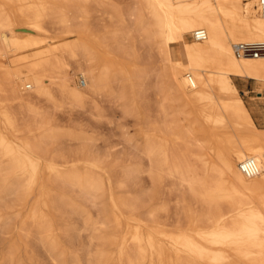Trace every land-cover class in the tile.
I'll return each instance as SVG.
<instances>
[{"label": "bare ground", "instance_id": "6f19581e", "mask_svg": "<svg viewBox=\"0 0 264 264\" xmlns=\"http://www.w3.org/2000/svg\"><path fill=\"white\" fill-rule=\"evenodd\" d=\"M15 1L16 10L0 8V199L14 196L12 205L0 209V223L7 224L17 204L36 195L18 228L20 238L35 235L53 264H67L69 256L70 264H83L64 246L55 213L70 205L85 215V224L97 227L103 215L94 219L79 197L99 195L106 197L117 221L116 209L126 210L134 224L129 242L122 238L118 250L113 235H97L93 228L91 240L100 239L103 247L95 259L87 257L89 264H264V129L256 126L233 78L264 81V54L238 57L233 50L237 41L264 42L258 0H135L127 7L111 0ZM200 27L207 37L190 39ZM15 29L26 36H17ZM74 34L76 39L65 38ZM137 34L156 50L155 70L142 64ZM10 55L15 68L5 61ZM71 62L84 75L82 87L71 77ZM152 72L158 80L160 121L145 119L137 109L146 125L126 138L149 165L125 167L122 176L146 171L154 185L162 176L172 177L181 188L177 204L188 226H151L145 235L143 227L150 225L141 224L139 211L145 208L153 219L165 204L155 202L154 194L145 204L129 190L113 196L114 188L127 186V180H113L97 162L100 153L89 142L92 134L60 126L41 103L80 106L99 96H128ZM19 118L29 138L23 144L11 139L20 138ZM61 137L78 139L75 153L95 158L88 165L60 169L51 154ZM247 157L256 159L257 174L240 169ZM194 159L203 163L209 183L199 179ZM19 249L16 238L8 247L11 264Z\"/></svg>", "mask_w": 264, "mask_h": 264}, {"label": "rangeland", "instance_id": "374dc122", "mask_svg": "<svg viewBox=\"0 0 264 264\" xmlns=\"http://www.w3.org/2000/svg\"><path fill=\"white\" fill-rule=\"evenodd\" d=\"M111 1L117 3L118 5H121L122 7H127L128 5H132L135 0ZM17 6L18 3L15 0H0V8H7L8 10L13 11L16 10ZM95 16L97 17V15ZM108 16L109 14L106 15L107 19L109 18ZM96 19L97 18H94L95 21ZM24 24L32 26L31 23L25 22ZM15 31L16 35L19 37L26 36V32L18 31V29H15ZM29 32L36 33L33 29H30ZM65 38H71L72 40L76 39L77 36H75L74 34L71 36H65ZM136 38L139 53L141 54L142 64L146 66L149 71H151L150 69L152 68L153 70H155L158 63L156 50L151 51L149 44L144 43V41L141 40V36H138V34ZM193 38V34L191 33L190 39ZM32 52V50H29L26 53L31 54ZM12 58L13 57L11 55L6 56L5 61L12 68H15L17 67V65L12 63ZM76 67L77 66L74 62H71L68 66L73 81L75 82V84L82 87L81 84H83L82 80H84V75L80 73ZM235 81L239 87V95L243 96L241 97L244 98L245 102L251 109L257 124L260 127H263L264 84L257 82L253 78H242L239 76L235 78ZM142 82H136V86L133 91L134 95L132 93H128V96L123 95L116 99L110 97L112 100L107 96H103L104 99L99 96L95 97L94 101L88 99V102L85 101L84 104H80V106L71 105L68 102H63L58 107H54L52 105L47 106L45 102H42L41 104L46 106V108L50 111V114L56 120V123H58L60 126L74 131H80L82 129L81 131H87V133H89L90 135L92 134L89 142H91L92 147L96 149V152L98 151L100 153L97 157V159L99 160L97 162H100L101 164L103 163L105 167H107L106 169L111 173V175H113V180H127V186L122 188H114L112 194L113 196L119 195L121 191L125 192L129 190L132 193L142 196L146 201L145 204L151 203L152 194L156 196L155 202L165 204L166 208L157 212L155 218L153 219L150 218L145 212V208H142L139 211L140 217L144 219L141 224L147 223L150 225L147 227H143L144 234L147 235L146 231L148 228L150 229L151 226H163L168 230H178L187 227L188 224L185 216L182 213H179L180 208L179 204H177V200L179 198L178 196L181 195V193H179L181 191V188H179L178 184H176L172 177L167 175L162 176L159 180V183L157 185H154L146 171L145 173L147 174L138 172L140 174L137 175L138 173L135 172L136 174H131L128 177H125L126 175L124 177L122 176V174H124V171L122 169L125 167H129L130 165L134 164H142L145 167L149 165V160L146 158V156H144L141 150L136 147L133 141L130 142V140H127L129 134H136L140 128H144L146 125V122L139 118L138 110L140 109V111L144 114L145 119H147L146 117H148V119L150 118L160 121V117L162 115L160 108H158L159 94L157 92L158 90L156 89L158 80L155 72H152L150 76H148L143 83ZM21 88H23V90H26L23 84L21 85ZM133 100L136 102L135 107L132 106ZM1 124L3 125L2 121ZM18 125L20 129V138L14 136V138L12 137L11 139L17 144H23L29 141V138H26L28 133L25 129L23 121L20 118L18 119ZM61 138L62 139H58L57 142L53 144V149H55V152L51 154V157L58 165V167H60V169L78 164L88 165V163L90 162L88 159L91 160L92 158H95V156L91 154L82 155L75 153L77 147L79 148L80 146L79 144H77L79 142L78 139L69 138L70 140H68L67 137H65L66 139H64L63 137ZM63 139L65 140V142ZM71 141L73 142L71 143ZM109 152L113 153V155H109ZM193 163L195 165L199 179L201 181H207L209 183L210 180L203 168V163L198 159H194ZM225 189H227L226 184ZM74 190L75 191L73 192L71 188L69 189L71 193L77 194L78 191L76 190V188H74ZM34 197H36V195H33L29 199L30 201H28L27 203L17 204V206L14 208L16 212L14 213L12 218L8 220L7 224L3 222L0 223V254L3 257L0 261V264H11V261L8 259V247L10 244H12L13 241L16 240V238L17 242L20 245V249L18 252L19 255L17 254L14 257V259L12 260V264H17V259H23V264L54 263L53 259L45 250V247H43L42 242L38 240L35 235H22L21 238L19 236L20 233L18 228L20 227L22 221L29 215L31 204L35 199ZM79 198L82 202L84 201L83 203L86 207V210L91 213V216H93L94 219L99 215H103L101 218L102 223H100L97 227L93 226L92 223L85 224V215L77 212L76 210L75 212L70 205L57 210V212L55 213L56 221L58 223V226L63 230V232L61 233V240L70 253L73 252L75 254H78L79 258L82 259L83 264H86L89 261L88 259L90 258V256L95 259L93 254L95 252L98 253L103 247V244L100 239L98 240V238H95L94 241L91 240L89 234L92 232L93 228L96 229L95 234L97 235H102L105 237L113 235L116 240L117 250L122 245V238H127V242H129L130 233L133 227L132 225L134 224L131 213L126 210L116 209L121 215L120 220L117 221L113 217L112 209H110L105 199L106 197L98 195L88 197L87 199H84L82 197ZM13 199L14 196H7L5 200L0 199V209L5 210L6 206H8L9 204L12 205V201H14ZM97 212H101L102 214H98ZM104 248L107 249V251L115 250L117 252L116 249H111L112 247ZM71 259L72 257L69 256L68 258L64 259V262L70 264ZM71 263L73 262L71 261Z\"/></svg>", "mask_w": 264, "mask_h": 264}, {"label": "built area", "instance_id": "2783aa9c", "mask_svg": "<svg viewBox=\"0 0 264 264\" xmlns=\"http://www.w3.org/2000/svg\"><path fill=\"white\" fill-rule=\"evenodd\" d=\"M257 6L259 13L264 17V0H258ZM193 37L202 40L207 37V30L200 27L194 30ZM233 50L238 57L259 56L264 54V42L252 43L248 41H237L233 43ZM191 77V76H190ZM84 82V80H82ZM30 87V85H27ZM240 169L246 175H254L260 171V167L254 157H247L239 162Z\"/></svg>", "mask_w": 264, "mask_h": 264}, {"label": "crops", "instance_id": "0c3cea01", "mask_svg": "<svg viewBox=\"0 0 264 264\" xmlns=\"http://www.w3.org/2000/svg\"><path fill=\"white\" fill-rule=\"evenodd\" d=\"M264 76V73H262L261 74V77H263ZM236 77H238V76H234V81H235V78ZM243 78V77H242ZM248 78V77H247ZM253 79H255L257 82H259V83H263L264 84V81H259V80H257L256 79V77H252ZM235 84H236V86L238 87V85H237V83H236V81H235ZM238 89H239V87H238ZM249 90H252V89H249ZM258 92H261V91H258ZM242 96V95H241ZM243 97V96H242ZM243 100H244V98H243ZM244 102H245V100H244ZM245 104H246V106L248 107V109H249V111H250V113H251V115H252V117H253V119H254V122H255V124H256V126L257 127H259L260 129H264V126L262 127H260L258 124H257V122H256V119H255V117L253 116V113H252V111H251V109L249 108V106L247 105V103L245 102Z\"/></svg>", "mask_w": 264, "mask_h": 264}]
</instances>
